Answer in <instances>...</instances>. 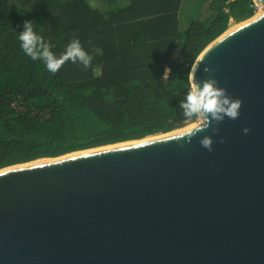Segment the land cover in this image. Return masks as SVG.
<instances>
[{"label":"water","instance_id":"1","mask_svg":"<svg viewBox=\"0 0 264 264\" xmlns=\"http://www.w3.org/2000/svg\"><path fill=\"white\" fill-rule=\"evenodd\" d=\"M253 1L262 10L193 65L243 101L239 118L191 143L186 129L0 168V264H264V0Z\"/></svg>","mask_w":264,"mask_h":264},{"label":"trees","instance_id":"2","mask_svg":"<svg viewBox=\"0 0 264 264\" xmlns=\"http://www.w3.org/2000/svg\"><path fill=\"white\" fill-rule=\"evenodd\" d=\"M183 3L0 0V101L15 107L0 115V168L168 133L188 122L178 103L189 69L231 20L254 16L256 4L209 0L212 21L189 16L184 28ZM25 21H33L56 56L78 38L90 65L68 60L52 73L33 61L18 38Z\"/></svg>","mask_w":264,"mask_h":264},{"label":"clouds","instance_id":"3","mask_svg":"<svg viewBox=\"0 0 264 264\" xmlns=\"http://www.w3.org/2000/svg\"><path fill=\"white\" fill-rule=\"evenodd\" d=\"M20 47L25 55L31 57L33 61L41 60L46 68L52 72H57L68 60L73 63L79 61L87 68L92 56L82 47L78 38H73L66 46L63 53L56 56L51 50L48 42L37 34L34 30L33 21H25L23 30L19 32ZM97 54H102V49H96ZM198 65L189 69L188 88L184 98L179 101L178 106L182 110L183 117L192 122L193 126L182 134L181 139L186 143H191L192 138L200 132H205L211 127L213 135L219 132L218 125L226 118L236 120L240 116V109L243 101L234 98L227 93V90L220 86L217 79L210 77L205 80L196 79ZM170 71L165 69V72ZM205 72L210 71L207 67ZM247 135L250 129H242ZM213 135H204L199 139L200 145L209 152L213 150ZM221 139V143H223Z\"/></svg>","mask_w":264,"mask_h":264},{"label":"rangeland","instance_id":"4","mask_svg":"<svg viewBox=\"0 0 264 264\" xmlns=\"http://www.w3.org/2000/svg\"><path fill=\"white\" fill-rule=\"evenodd\" d=\"M98 2L97 0H95ZM102 2V1H101ZM262 10V7L260 5H256V13H259ZM183 15H181L182 18V26L184 28L187 27L188 22L187 18L189 16L196 18L200 20L201 22L205 24H209L212 19L215 17V12L212 11L209 7V0H184L183 3ZM239 22H236L235 20H231L230 22V28H233L238 25ZM175 57L177 59H180L179 51L175 53ZM1 92V95L4 97L5 92ZM15 107L9 103H7L3 98H1L0 101V115L6 112H11L14 111ZM193 126L192 122L188 121L185 123L178 124L176 129L174 131L181 130L183 128H188ZM164 134V133H159L157 135Z\"/></svg>","mask_w":264,"mask_h":264},{"label":"built area","instance_id":"5","mask_svg":"<svg viewBox=\"0 0 264 264\" xmlns=\"http://www.w3.org/2000/svg\"><path fill=\"white\" fill-rule=\"evenodd\" d=\"M168 73H169V71L165 74V82H166V83L168 82V78H169Z\"/></svg>","mask_w":264,"mask_h":264},{"label":"bare ground","instance_id":"6","mask_svg":"<svg viewBox=\"0 0 264 264\" xmlns=\"http://www.w3.org/2000/svg\"><path fill=\"white\" fill-rule=\"evenodd\" d=\"M259 5H260V7L263 8V5H261V4H259ZM191 127H192V126H191ZM189 128H190V127H188V128L186 127V128L181 129V130H178V131H183V130H186V129H189ZM178 131H177V132H178Z\"/></svg>","mask_w":264,"mask_h":264}]
</instances>
